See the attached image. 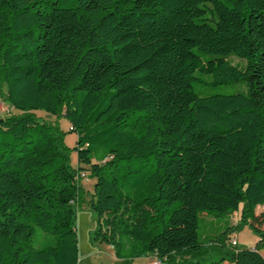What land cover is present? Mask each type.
Here are the masks:
<instances>
[{
	"label": "trees",
	"instance_id": "1",
	"mask_svg": "<svg viewBox=\"0 0 264 264\" xmlns=\"http://www.w3.org/2000/svg\"><path fill=\"white\" fill-rule=\"evenodd\" d=\"M196 72L248 90L200 97ZM1 101L0 264L77 263L87 169L95 239L118 259L124 237L132 258L205 264L198 215L239 211L209 264H264V0H0ZM60 118L82 134L76 167ZM243 226L253 248L229 244Z\"/></svg>",
	"mask_w": 264,
	"mask_h": 264
},
{
	"label": "rangeland",
	"instance_id": "2",
	"mask_svg": "<svg viewBox=\"0 0 264 264\" xmlns=\"http://www.w3.org/2000/svg\"><path fill=\"white\" fill-rule=\"evenodd\" d=\"M232 64L243 67L245 62L239 60L234 56L229 58ZM195 76L199 80L193 83L194 92L200 97H207L212 95H232L237 93H246L248 86L246 82H232L221 85H212V77L196 72ZM11 113H16L15 110L9 108L4 102H0V119L8 116ZM35 114L44 121L55 120L54 116L45 113L44 111H36ZM59 125L61 130L66 132L64 137V143L67 147L72 149L75 147L77 139L81 134V131L69 133V122L64 119H59ZM92 151V163H100L101 159L105 155V149L102 148L99 151L95 145L91 147ZM71 164L76 167V154L71 152ZM88 173L87 171H85ZM136 178L134 176L127 179L128 183H131ZM95 179L88 177L82 178L80 186L83 190V200L79 206H75V228H76V248H77V263L76 264H159L157 259L152 256L132 258L135 249H140L139 244H134L130 241H126L124 237L121 238L123 248L121 250V259L115 256L114 249L106 243H103L95 239V230L98 225V217L91 210L87 202L90 200V195L93 191V185ZM264 213V207L261 210L257 209V213ZM239 221V211L234 212L231 215L224 217H214L205 213L198 215L197 234L199 242L203 245V249L200 252V259L203 263L209 264L219 259L221 251L220 245L227 246L226 236L224 231L229 227L235 226ZM264 229V224L262 226ZM229 238H233L237 242L236 249L253 248L258 237L255 232L247 227L243 226L229 234ZM53 238L47 234H44L40 229L33 226V241L32 244L35 248H42L48 245H52ZM261 255L264 257V251H261Z\"/></svg>",
	"mask_w": 264,
	"mask_h": 264
},
{
	"label": "built area",
	"instance_id": "3",
	"mask_svg": "<svg viewBox=\"0 0 264 264\" xmlns=\"http://www.w3.org/2000/svg\"><path fill=\"white\" fill-rule=\"evenodd\" d=\"M77 177L80 178H86L87 177V173L86 172H81ZM229 244L231 246H237V242L232 238L229 239ZM158 261V260H157ZM159 264H162L161 262L158 261Z\"/></svg>",
	"mask_w": 264,
	"mask_h": 264
},
{
	"label": "crops",
	"instance_id": "4",
	"mask_svg": "<svg viewBox=\"0 0 264 264\" xmlns=\"http://www.w3.org/2000/svg\"><path fill=\"white\" fill-rule=\"evenodd\" d=\"M263 207H264V205H263V206H257V207H256V210H255L256 215L259 214V213H257V209H258V210H261V209H263ZM260 213H261V212H260ZM260 254H262L261 251H260ZM262 256H263V255H262Z\"/></svg>",
	"mask_w": 264,
	"mask_h": 264
},
{
	"label": "water",
	"instance_id": "5",
	"mask_svg": "<svg viewBox=\"0 0 264 264\" xmlns=\"http://www.w3.org/2000/svg\"><path fill=\"white\" fill-rule=\"evenodd\" d=\"M2 121V119H0V122Z\"/></svg>",
	"mask_w": 264,
	"mask_h": 264
}]
</instances>
